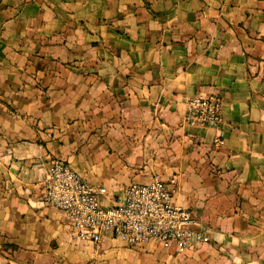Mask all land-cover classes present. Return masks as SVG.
<instances>
[{
  "label": "crops",
  "instance_id": "1",
  "mask_svg": "<svg viewBox=\"0 0 264 264\" xmlns=\"http://www.w3.org/2000/svg\"><path fill=\"white\" fill-rule=\"evenodd\" d=\"M212 94L221 128L186 124ZM55 160L105 204L166 182L210 241L75 240L40 200ZM126 263L264 264V0H0V264Z\"/></svg>",
  "mask_w": 264,
  "mask_h": 264
},
{
  "label": "built area",
  "instance_id": "2",
  "mask_svg": "<svg viewBox=\"0 0 264 264\" xmlns=\"http://www.w3.org/2000/svg\"><path fill=\"white\" fill-rule=\"evenodd\" d=\"M223 98L216 94L190 99L185 122L190 126L220 129ZM214 143L224 144V135ZM41 202L65 215L74 239L99 246L113 237L130 246L154 243L175 245L179 250H194L210 241L193 211L177 205L166 182L155 179L149 184L127 187L112 204L104 187H95L81 177L68 162L55 160L49 165L42 183Z\"/></svg>",
  "mask_w": 264,
  "mask_h": 264
},
{
  "label": "rangeland",
  "instance_id": "3",
  "mask_svg": "<svg viewBox=\"0 0 264 264\" xmlns=\"http://www.w3.org/2000/svg\"><path fill=\"white\" fill-rule=\"evenodd\" d=\"M122 248H124V249H134V250H140V249H142V250H155V251L171 249V248L172 249H178V248H176V247H174L172 245H164V244H161V243H154V242H152L150 244H147V246H145L143 248H130V247L123 246L121 248L116 247L115 249H122ZM182 252H185V251H182ZM126 264H128V263H126Z\"/></svg>",
  "mask_w": 264,
  "mask_h": 264
}]
</instances>
